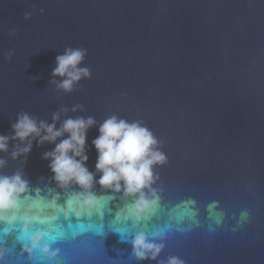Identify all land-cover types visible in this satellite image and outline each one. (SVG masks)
Segmentation results:
<instances>
[{
    "label": "water",
    "instance_id": "95a60500",
    "mask_svg": "<svg viewBox=\"0 0 264 264\" xmlns=\"http://www.w3.org/2000/svg\"><path fill=\"white\" fill-rule=\"evenodd\" d=\"M66 47L87 49L92 71L70 94L49 83ZM77 104L67 116L143 120L161 141L159 206L134 225L131 199L97 183L102 208H70L79 186L50 181L42 159L54 145L34 142L25 167L0 153V173L24 168L30 182L14 221L0 223V264H264V0H0V134L21 112L51 122ZM98 135L88 132L93 172ZM25 227L55 241L53 261L24 250ZM139 232L164 236L157 260L131 257Z\"/></svg>",
    "mask_w": 264,
    "mask_h": 264
},
{
    "label": "clouds",
    "instance_id": "9594fccd",
    "mask_svg": "<svg viewBox=\"0 0 264 264\" xmlns=\"http://www.w3.org/2000/svg\"><path fill=\"white\" fill-rule=\"evenodd\" d=\"M43 12L44 9H40V13ZM31 17L32 13H24L26 20ZM14 34V31L10 33ZM87 54L85 48L66 47L63 54L56 57V66L51 72L52 79L49 83L55 85L58 92L70 94L82 80L91 79V69L82 66ZM12 55L14 52L10 51L6 58L10 59ZM83 110L82 104L71 109L62 107L52 114L51 122L28 112L19 113L11 124L12 133L0 134V153H10L13 160L23 157L25 167L34 142L40 147L52 144L54 148L42 154V159L49 161L48 167L53 174L50 181L64 189L72 185L80 188L68 201L70 208L73 204L79 205L81 211L102 208L100 198L93 191L98 183L104 190L122 193L126 199H131L128 211L132 218L137 221L145 218L155 211L161 201L159 190L154 187L160 179L155 168L168 163L166 154L160 150L161 141L143 120L128 121L113 114L98 122L92 116L66 115L69 111L76 113ZM62 113L65 114L63 120ZM97 126L99 135L92 140L97 151L93 172L87 167V140L89 130ZM10 144L13 145L11 149ZM7 164L8 161L0 157V170ZM40 179L43 181L45 178ZM29 190L30 182L25 178L24 168L12 175L0 173V223L14 221L21 199ZM51 206L57 207L55 202ZM3 231L7 233L8 229ZM23 234L30 242V247H24L30 256L39 251L42 260L53 261L57 257L59 250H52L51 245L55 241L49 240L48 233H30L29 227H25ZM156 239H164V236L154 235L150 238L143 232L136 233L131 239V257L139 261L157 260L165 245L156 243ZM5 252L6 249H0V261L4 259ZM161 264H185V261L180 257L170 256L166 262L161 261Z\"/></svg>",
    "mask_w": 264,
    "mask_h": 264
},
{
    "label": "snow or ice",
    "instance_id": "6c2138e0",
    "mask_svg": "<svg viewBox=\"0 0 264 264\" xmlns=\"http://www.w3.org/2000/svg\"><path fill=\"white\" fill-rule=\"evenodd\" d=\"M113 199H115V197H114ZM126 220L131 221L134 225H139V224H137L135 221H133V219H132V217H131L130 214L126 217ZM37 223H39V221H37ZM114 230L117 231V232H120V233H122V234L127 233V231H126L125 229H122V228H120V227H115ZM102 233H103V230H101V231L98 232L97 234H102ZM125 237H126V236H123L122 238H125Z\"/></svg>",
    "mask_w": 264,
    "mask_h": 264
}]
</instances>
